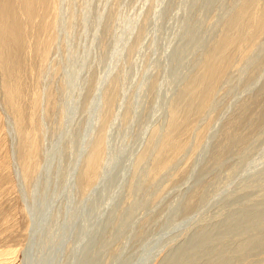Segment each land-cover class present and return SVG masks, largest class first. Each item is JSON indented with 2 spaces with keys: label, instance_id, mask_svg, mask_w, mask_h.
I'll list each match as a JSON object with an SVG mask.
<instances>
[{
  "label": "rangeland",
  "instance_id": "374dc122",
  "mask_svg": "<svg viewBox=\"0 0 264 264\" xmlns=\"http://www.w3.org/2000/svg\"><path fill=\"white\" fill-rule=\"evenodd\" d=\"M245 1L0 0V264H264V29L193 85Z\"/></svg>",
  "mask_w": 264,
  "mask_h": 264
},
{
  "label": "bare ground",
  "instance_id": "6f19581e",
  "mask_svg": "<svg viewBox=\"0 0 264 264\" xmlns=\"http://www.w3.org/2000/svg\"><path fill=\"white\" fill-rule=\"evenodd\" d=\"M255 1L256 0H246L245 1V5L244 6H242V7H240L236 12H235V16H233L232 18V20L230 21V22H228V31H226V33L222 36V37H219V40L217 41V45H214V50H212V51H210V53L209 54H206V55H208V57L205 55V61H206V63L203 61V64H204V66L202 67V69L200 70V72H199V77H197V79L195 80V79H193L194 81H193V85H197L198 84V86L200 85V86H203V84H204V82H206V84L208 85L211 81H214V78L216 79V77H218V75H220V73L222 72V71H225V70H222L224 67H226V66H223V65H225V63H226V61H225V59H227V53L229 52V54H230V51L234 48V47H241L240 49L242 50V46H240V45H243V44H248V42L251 44L252 43V39H254L253 38V36H252V39L250 40V37H251V34L253 33V31H254V33H253V35L255 34V32H256V34L255 35H257V32H262L263 31V29H264V3L261 5L260 3H257L256 5H258V6H254L255 5ZM237 13V14H236ZM227 29V28H226ZM260 32V33H261ZM256 38V37H255ZM244 45L245 47L246 46H248V45ZM243 46V47H244ZM231 47H232V49H231ZM235 48V49H236ZM229 49V50H228ZM231 49V50H230ZM228 50V51H227ZM207 57V58H206ZM229 59V58H228ZM202 64V65H203ZM226 64H228V63H226ZM223 66V67H222ZM201 68V67H200ZM226 69V68H225ZM217 75V76H216ZM216 76V77H215ZM212 78H213V80H212ZM219 78V77H218ZM211 79V81H209ZM209 83H208V82ZM196 83V84H195ZM205 84V86H207ZM211 84H212V82H211ZM193 85L190 87V89L191 90H193V92H195V86L193 87ZM205 86H204V88H205ZM210 86V84L208 85V87ZM212 86V85H211ZM208 87H206V90H207V88ZM208 89H210V88H208ZM199 91H200V89H199ZM199 91L197 92V93H199ZM192 92V91H191ZM206 92H208V90L206 91ZM207 99V98H206ZM104 102V101H103ZM109 101L108 100H106V105H108L109 103H108ZM108 103V104H107ZM103 106V105H102ZM109 106V105H108ZM202 107V106H201ZM199 108V107H198ZM102 112H103V110H102ZM172 113H174V111H172ZM99 114V113H98ZM176 116V115H175ZM175 116H173L172 118H174ZM188 123V122H187ZM172 125V124H171ZM95 128V127H94ZM167 129V128H166ZM168 130V129H167ZM96 131V130H95ZM170 131V133H172L171 132V130H169ZM167 133V132H166ZM165 133V135L163 136V137H166V138H164L163 140H164V144L162 143V141H160L159 143V147H156V148H159V150L160 151H162L163 150V148L167 145L168 146V144L170 143V144H172L174 141L173 140H171V141H173V142H171V141H169L171 138H172V135L171 134H169V133H167L166 134ZM170 135H171V138H170ZM162 137V136H161ZM98 138V137H97ZM96 138V139H97ZM173 139V138H172ZM100 136H99V139L96 141V142H98V143H95V141H94V145L92 146V148H91V151L88 153V155H87V159H86V163H85V168H87V170H90L89 172H91V171H93L92 170V168H94L95 167V164H97V162H96V160H97V157H98V154H99V151H100V146H101V143H100ZM93 142V141H92ZM157 142V141H156ZM169 142V143H168ZM158 143V142H157ZM168 143V144H167ZM84 144H87V143H84ZM163 144V145H162ZM169 144V145H170ZM151 145H152V143H151ZM150 146V145H149ZM160 146H162V147H160ZM166 146V147H167ZM171 146H173V145H171ZM171 146H168V147H171ZM165 147V148H166ZM164 148V149H165ZM173 147H171L170 149H172ZM178 148V147H177ZM147 150V149H146ZM159 150H157L158 152H156V154L158 153V155L160 154L159 152ZM173 150V149H172ZM171 151V150H170ZM83 153V152H82ZM85 153V152H84ZM161 154H162V152H161ZM160 154V155H161ZM82 155V154H81ZM158 155L156 156L155 155V157H154V159H157L158 158ZM159 155V156H160ZM162 157V156H161ZM160 157V158H161ZM163 158V157H162ZM83 159V158H82ZM153 159V160H154ZM151 161V162H154V161ZM155 162H157L156 163V167L155 166H153V168L155 169V170H157V169H161L162 168V164H160L159 165V163L161 162H159V158H158V160L157 161H155ZM163 162H165V161H163ZM77 163H79L78 161H77ZM165 164V163H164ZM75 166V165H74ZM152 169V168H151ZM153 169V170H154ZM87 170H84L83 172H84V174H85V177L87 176V179H90V177L91 178H93L95 175V173H93L92 175H94L93 177L92 176H90V173L89 174H87L86 172H88ZM158 171V170H157ZM94 172V171H93ZM73 174V173H72ZM90 176V177H89ZM75 177V176H74ZM90 181V180H89ZM262 238V237H261ZM257 239V238H256ZM258 241H260V240H258ZM261 241H262V239H261ZM260 241V242H261ZM264 242V241H263ZM262 242V243H263ZM255 243H259V242H255ZM230 245V244H229ZM239 245V244H238ZM240 246V245H239ZM254 246V245H253ZM256 246V245H255ZM225 257H223V259H224ZM2 259V258H1ZM226 259V258H225ZM3 260V259H2ZM2 260H0V261H2ZM4 260H6V258L4 259ZM205 259H203V261H204ZM207 260V259H206ZM211 260V259H210ZM209 260V261H210ZM217 260V259H216ZM215 260V261H216ZM214 261V260H213ZM212 260H211V263H214L215 264V261L213 262ZM220 261L221 260H218V264H221L220 263ZM3 262V261H2ZM200 262H202V261H200ZM205 262V261H204ZM226 261L224 260V263H225ZM197 263H199V262H197ZM196 263V264H197ZM224 263H222V264H224ZM206 264V263H205ZM208 264V263H207ZM210 264V263H209ZM216 264H217V261H216Z\"/></svg>",
  "mask_w": 264,
  "mask_h": 264
}]
</instances>
